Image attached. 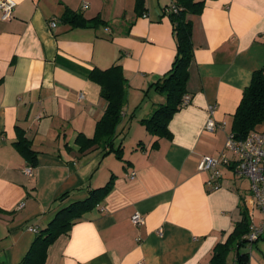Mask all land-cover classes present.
<instances>
[{"label": "crops", "instance_id": "1", "mask_svg": "<svg viewBox=\"0 0 264 264\" xmlns=\"http://www.w3.org/2000/svg\"><path fill=\"white\" fill-rule=\"evenodd\" d=\"M13 1V18L0 21V264H20L37 232L111 177L109 192L49 245L44 264H209L243 209L262 234L239 252L247 264H264L263 215L249 181L223 168L220 186L208 189V174L197 170L201 158L224 150L243 90L264 68V0H204L199 14L187 15L190 102L171 115L163 137L140 121L166 101L150 85L176 55L162 15L171 0H144V16L135 15V0ZM73 12L96 22L71 27L65 18ZM113 65L126 80L112 140L122 160L109 147L81 152L75 142L93 138L106 108L89 74ZM17 128L35 153L31 177L14 145ZM135 213L140 226L131 224ZM226 264H237L235 251Z\"/></svg>", "mask_w": 264, "mask_h": 264}, {"label": "trees", "instance_id": "2", "mask_svg": "<svg viewBox=\"0 0 264 264\" xmlns=\"http://www.w3.org/2000/svg\"><path fill=\"white\" fill-rule=\"evenodd\" d=\"M178 9L176 12L163 11L172 25V34L176 44V55L170 69L155 83L150 85L156 93L165 96V103L156 108L151 117L140 121L149 134L159 137L169 134L167 122L171 115L178 111L182 97L187 94L186 83L188 68L193 57V44L191 41L192 23L187 15L199 14L202 11L204 0H172ZM144 0H135L134 13L144 16ZM166 9V8H165ZM65 21L74 28H85L96 20H86L82 15L71 13ZM89 79L100 88V96L106 102V108L101 119L96 123L93 138H86L82 134L76 137L75 142L80 146V151L85 152L92 147H109L115 157L122 160L121 149L112 147V140L121 119V112L125 102V78L120 65H113L105 70L93 69ZM264 122V68L255 71L250 84L243 90L241 101L232 117L231 133L236 140H244L251 131H259V126ZM16 149L24 156L27 163L35 166V153L30 149L29 142L23 132L17 128ZM113 178L99 189L92 190L89 197L74 203L59 211L45 229L37 232L36 238L20 262V264H44L47 248L57 237L69 231L73 221L81 213L92 207L94 203L103 198L111 189ZM251 219L246 210H242L241 220L235 225L233 232L226 242L217 244L212 253L209 264H226L228 255L236 252V263L247 264L248 254L239 250L252 245L245 238L250 232ZM260 239V238H259Z\"/></svg>", "mask_w": 264, "mask_h": 264}, {"label": "built area", "instance_id": "3", "mask_svg": "<svg viewBox=\"0 0 264 264\" xmlns=\"http://www.w3.org/2000/svg\"><path fill=\"white\" fill-rule=\"evenodd\" d=\"M15 5L13 0H0V21L7 22L13 18ZM177 10L172 0L165 9L166 12H176ZM56 24L57 20L53 19L49 22V27L54 29ZM261 38L264 40V33ZM189 102L190 96L185 94L182 97L180 107L186 106ZM208 110L212 114L214 107H209ZM214 129L215 122L209 118L205 124V130L212 132ZM223 168H231L237 178L249 181L254 203L261 211L264 222V132L251 131L244 140H236L230 133L226 138L224 150L217 157L206 156L201 158L197 166L199 172L208 174L206 181L208 189H215L220 186ZM23 173L31 177L33 167H25ZM133 176L134 173H131V178ZM130 221L132 225L140 226L144 219L140 214L135 213L131 216ZM261 234L262 228L251 226L250 232L245 238L249 243H253L261 237Z\"/></svg>", "mask_w": 264, "mask_h": 264}, {"label": "rangeland", "instance_id": "4", "mask_svg": "<svg viewBox=\"0 0 264 264\" xmlns=\"http://www.w3.org/2000/svg\"><path fill=\"white\" fill-rule=\"evenodd\" d=\"M161 96L165 98L164 95H161ZM258 128H259V129L261 128V129H263V131H264V122H263ZM261 131H262V130H261ZM249 185H250V183H249Z\"/></svg>", "mask_w": 264, "mask_h": 264}]
</instances>
